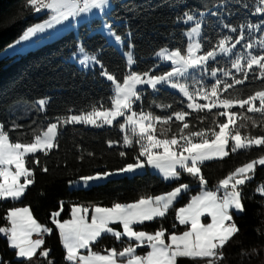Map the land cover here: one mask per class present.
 <instances>
[{"label": "snow or ice", "instance_id": "obj_1", "mask_svg": "<svg viewBox=\"0 0 264 264\" xmlns=\"http://www.w3.org/2000/svg\"><path fill=\"white\" fill-rule=\"evenodd\" d=\"M27 2L34 12L46 11L50 15L43 23L29 27L16 41L17 44L65 21H74L93 9L104 12L109 4V0ZM235 2V11L229 10L228 4L221 0L217 11L209 13L217 17L218 28L226 30L214 44L206 34L202 37V21L196 15L185 12L178 16L177 22H191L194 26L185 32L188 38L186 50H169L165 47L155 53L160 60L170 62V70L162 73L154 71L160 67L156 64L153 69L142 73L130 70L121 82L104 68L96 55H89L87 49L78 44V53L82 54L79 63L85 67L99 65L100 75L114 87L110 107L93 106L86 113L57 117L55 122L48 123L44 130L35 134L30 142L14 140L7 126L0 124V200H18L25 194L26 189L34 183V171L26 165H39L40 159L36 153L47 155L57 148L59 129L68 124L103 127L117 122L124 133L123 145L129 148L139 145L135 163L119 169L120 172H134L147 165L158 170L167 181L179 180L182 173L199 181L201 191L176 210V219L180 225L186 226V230L179 234L172 231L167 237V230L163 227L149 233L136 230L135 226L158 217L163 218L177 197L188 191V184H179L164 194L143 195L134 202H117L111 207L94 206L90 209L73 205L71 219L63 222L58 219L64 210L61 201L60 211L52 213V222L59 230L68 264H178V258L220 264L225 258L223 249L239 232L233 213L245 211L242 186L253 178L257 166H264V155H260L236 167L218 182L214 190L207 188L208 182L201 170L206 161L223 159L230 153L254 147L264 149V134H253L250 130L264 128V0ZM240 10H244L243 17L238 16ZM200 16H204V13H200ZM232 16H237L238 21L242 22L233 23L228 19ZM248 17H254L255 20ZM104 28L116 44L124 45L125 37L114 31L112 25L105 23ZM255 33L260 35L257 37ZM73 55L75 57L77 53ZM125 56L131 69L136 63L134 55L129 51ZM222 61L229 66H212L221 65ZM209 80L212 82H207ZM256 81L261 82L259 89L242 95L244 89L238 86ZM139 85H148L155 92L164 88L177 90L184 98L179 101L184 107L175 110L173 104H157L160 108L173 109L170 114L163 116L145 112L142 108L134 110L133 106L141 101L143 95ZM49 102V97L37 100L38 110L45 111ZM204 112L211 114V126L192 130L188 118L193 113ZM255 114H259L260 119ZM120 117H123L122 123L118 121ZM221 117L225 119L221 120ZM194 118L203 122L208 116L197 115ZM173 122L177 123L175 132H172ZM20 127L23 126L13 124V128ZM108 143L112 146L116 142ZM119 154L126 155L123 151ZM42 171L47 172L48 168L43 167ZM112 174L103 172L79 179L87 186L92 181L105 179ZM255 191L264 197V183L258 185ZM205 216L210 217L211 222H202ZM5 219L9 226L0 227V234L6 237L9 247L15 250L20 264H30L38 250L39 256L47 260V264H53L49 259L50 250H41L45 243L42 237L51 234V228L39 223L28 207L9 209ZM116 224L122 226V231L111 226ZM34 234L41 238L33 239ZM104 234L112 235L117 241L126 237L128 243L120 250L112 247L103 252L94 251L93 244ZM143 247L150 250L138 254L137 249ZM0 264L8 262L0 260Z\"/></svg>", "mask_w": 264, "mask_h": 264}, {"label": "trees", "instance_id": "obj_2", "mask_svg": "<svg viewBox=\"0 0 264 264\" xmlns=\"http://www.w3.org/2000/svg\"><path fill=\"white\" fill-rule=\"evenodd\" d=\"M223 2L228 4L229 10H236L235 0ZM219 3L221 0H112L105 20L112 25L114 31L125 37L126 49L128 45L132 46L136 60L132 70L142 73L159 64V60L154 58L159 49L167 47L185 50L184 32L188 25L177 22V17L185 12L195 13L196 16L204 13L201 18L202 37L206 34L214 44L226 31L218 28L217 17L209 15L210 12L217 11ZM243 12L244 10H240L238 16L243 17ZM46 16V13H34L27 0H0V51L21 36L26 28ZM228 19L233 23L242 22L238 21L237 16ZM248 19L255 20L254 17ZM101 25L99 19H93L89 23L80 24L76 30L68 29L58 37L23 54L0 58V124L7 126L14 140L30 142L35 134L48 123L55 122L57 117L86 113L93 106L110 107L113 91L111 83L100 75V66L85 69L71 60V56L77 51V45L82 44L88 53L95 54L100 59L109 73L122 82L129 73L125 58L108 42L101 31ZM212 66L229 65L222 61L221 65ZM167 70H170L169 65H160L158 69H154L157 73ZM260 84V81H256L238 87L244 89L242 95H247L259 89ZM142 92V99L133 106L134 110L139 111L142 108L145 112L151 111L163 116L170 114L173 109L184 107L179 103L184 100L183 97L170 89L164 88L155 92L146 88ZM44 97L50 98L46 110L38 112L33 109L32 103ZM157 104H173V109L160 108ZM197 115L208 116V119L200 122L194 118ZM255 116L260 119L259 114ZM188 119L192 130L211 126V114L207 112L193 113ZM14 123L23 127L13 128ZM176 129L177 123L173 122L172 132ZM250 130L253 134H264V128ZM57 140L58 147L47 155L42 152L35 154L40 159L39 165H26L34 171V183L26 189L25 194L18 200L0 201V226L7 223L5 216L9 209L28 207L39 223L52 229L51 234L44 235L43 247L50 250L49 259L53 264H68L59 231L52 222V213L60 211L61 201L64 203V210L58 217L60 221L70 218L73 205L89 208L93 205L111 207L117 202H134L143 195H159L171 191L179 184H188V191L180 194L163 218L158 217L135 226L136 229L147 232H155L163 227L167 230L166 236L172 231L186 228L176 219V210L185 205L200 188L198 179L187 173H182L177 181H166L159 175L146 171L109 178L87 188L70 187V184L82 176L117 170L135 163L139 147L134 145L129 148L123 145V132L117 122L103 127L68 124L59 129ZM109 141L116 143L109 146ZM121 151L126 155L121 156ZM260 155H264V149L254 147L247 151L230 153L223 159L205 162L201 170L208 182L207 187L214 189V185H218L236 167ZM43 167H47L48 171H42ZM261 183H264V166H257L253 178L242 186L245 211L233 214L239 232L223 249L225 258L220 264H264V197L255 191ZM114 227L121 229L119 224ZM127 243L125 238L117 241L112 235L104 234L93 244V250L103 252L104 249L112 247L120 250ZM253 249L256 251L253 252ZM147 250V247L138 248L137 253L144 254ZM0 260L7 261L8 264H20L15 250L9 247L6 237L2 235ZM30 264H47V260L40 257L38 252ZM178 264L204 262L178 258Z\"/></svg>", "mask_w": 264, "mask_h": 264}, {"label": "rangeland", "instance_id": "obj_3", "mask_svg": "<svg viewBox=\"0 0 264 264\" xmlns=\"http://www.w3.org/2000/svg\"><path fill=\"white\" fill-rule=\"evenodd\" d=\"M111 6H112V0H109V4L105 7V9H104V12H101L100 10H98V9H93L92 10V12H90V13H87V14H82L80 17H78L79 18V23H78V26L80 25V24H82V23H89L91 20H93V19H99L100 21H101V31L104 33V35L106 36V38H107V40H108V42L110 43V44H112V45H114L115 47H116V49L123 55V57L125 58V61H126V56H125V54L127 53V52H129V51H131L132 53H133V51H132V48H129L128 47V49H126L125 47H124V45H118V44H116L115 42H114V40L113 39H111L110 37H109V35H108V32L106 31V29L104 28V24L105 23H107L106 22V20H105V15L108 13V11L110 10V8H111ZM42 13H46V14H48V18H49V13H47L46 11L45 12H42ZM194 15H196L195 13H194ZM200 20H201V16H197ZM47 18V19H48ZM47 19H42L41 21H39V22H36V23H34L33 25H31V26H29V27H32V26H35L36 24H38V23H43L45 20H47ZM77 19V18H76ZM69 22H71V20H69L67 23H69ZM183 23V22H182ZM108 24V23H107ZM184 24V23H183ZM61 25H63V24H58V25H56L53 29H48L46 32H44V33H38L36 36H34V37H32V38H30V40H28V41H21L20 43H16V41H18V40H20V37L23 35V33L29 28H26V30H24V32L21 34V36H19L14 42H12L11 44H9L7 47H5L3 50H1L0 51V58H4V57H6V56H10V55H13V54H18V55H20V54H23V53H25V52H27L28 50H32V49H34V48H36V47H38V46H40V45H42V44H44V43H46V42H48V41H50V40H52V39H54V38H56V37H58L60 34H62L63 32H65L66 30H68V29H62V30H60V31H58L59 29L58 28H60V26ZM185 25H188V28L185 30V32L188 30V29H190L192 26H194L191 22L189 23V24H185ZM185 32H184V34H185ZM255 35L258 37L259 35H260V33H255ZM185 38H186V46H185V50H186V47H187V44H188V38H187V36L185 35ZM10 45H12V47H9ZM162 49V48H161ZM169 49V48H168ZM160 50V49H159ZM158 50V51H159ZM169 50H175V49H169ZM157 51V52H158ZM75 53H77V55L74 57V55H72L71 56V60L72 61H74L79 67H85V66H83V65H81L80 63H79V60L82 58V54H79L78 53V49H77V51L75 52ZM89 55H95V54H91V53H88ZM154 58L155 59H157V60H159V65H169V66H171L170 65V62H166V61H162V60H160V58L159 57H157L156 55H154ZM211 63V62H210ZM126 64H127V62H126ZM96 66H98L99 67V65H95V66H90V67H85V69H93V68H95ZM134 65H132L131 66V69L129 68V66H128V64H127V68H128V72L130 71V70H132V67H133ZM213 67H219V66H213ZM106 79V78H105ZM107 80V79H106ZM108 81V80H107ZM110 82V81H109ZM207 82H209V83H211L212 81L211 80H209V81H207ZM111 83V82H110ZM111 87H112V91H113V94H114V87L112 86V84H111ZM159 87V86H158ZM138 88L139 89H141V90H145L146 88L147 89H150V90H153V89H151L148 85H139L138 86ZM167 89H170L171 91H173V92H175V93H178V91L177 90H174V89H171V88H167ZM179 94V93H178ZM180 95V94H179ZM184 99V98H183ZM39 100V99H38ZM37 101V100H36ZM36 101L34 102V103H32V105H33V109H35V110H37L38 112H39V110H38V105L36 104ZM186 102V101H185ZM201 103H203V101H200ZM28 104H31V103H29V102H27ZM258 103V102H257ZM27 106H30V105H26V107ZM70 115H73V114H70ZM118 120L120 121V123H122L123 122V117H120V118H118ZM115 123V122H114ZM84 125V124H83ZM47 126V125H46ZM86 126H88V127H94V126H90V125H86ZM105 126H108V125H105ZM46 127H44L43 129H41L40 131H42V130H44ZM123 135H124V133H123ZM138 147H139V145H138ZM141 159H143V157H141ZM216 160V159H215ZM211 161V160H210ZM207 162V161H206ZM249 162V161H248ZM247 163V162H246ZM243 165V164H242ZM242 165H240V166H242ZM124 167H126V166H124ZM123 167V168H124ZM239 167V166H238ZM146 171H149V172H152V173H155V174H157V175H159L160 177H162V175L158 172V170H156V169H154V168H152V167H150V166H145L144 168H142V169H137L136 171H134V172H120L119 171V169H117V170H106V171H104V172H111V173H113L111 176H109V177H107V178H105V179H101V180H98V181H92V182H90L89 183V185H87V186H85L84 184H83V182L82 181H80V179H78V180H76V181H74L72 184H70V187H76V188H79V187H82V188H87V187H89V186H91V185H93V184H98V183H102V182H104V181H106L107 179H109V178H113V177H120V176H131V175H134V174H141V173H144V172H146ZM99 173H103V172H99ZM97 174V173H96ZM93 175H95V174H93ZM163 178V177H162ZM167 181V180H166ZM23 182V178H21V183ZM208 188V187H207ZM208 189H210V188H208ZM211 190H214V189H211ZM201 191V187L199 188V191L196 193V194H198L199 192ZM164 194V193H163ZM196 194H194V195H196ZM259 194V193H258ZM179 197V196H178ZM177 197V198H178ZM191 199V198H190ZM1 201V200H0ZM190 201V200H189ZM188 201V202H189ZM187 202V203H188ZM186 203V204H187ZM185 204V205H186ZM185 205H183V206H185ZM81 206H83V205H81ZM94 206H98V205H93L92 207H94ZM183 206H181V207H183ZM86 207V206H85ZM102 207V206H101ZM19 208H21V207H19ZM180 208V207H179ZM178 208V209H179ZM91 209V208H90ZM235 213V212H234ZM233 213V214H234ZM235 214H239V213H235ZM90 216H91V212L89 213V219H90ZM34 217V216H33ZM68 219H71V216H70V218H68ZM66 220V219H65ZM61 222H63V220L61 221ZM202 222H204V223H208V222H211V218L210 217H207V216H205V217H202ZM5 226H9L8 225V223H6L5 225H3V226H0V227H5ZM113 228H115V229H117V230H121L122 231V226H121V229H118L117 227H114V225H111ZM136 230H138V229H136ZM184 230H186V228L184 229ZM184 230H182V231H184ZM59 231V230H58ZM144 231V230H143ZM182 231H176L178 234L180 233V232H182ZM147 232V231H146ZM149 233H154V232H149ZM0 235H2V236H4L3 234H0ZM167 237V236H166ZM122 238H125V239H127L126 237H122ZM61 242H62V240H61ZM43 249H46V248H44L43 246H42V249L41 250H43ZM148 250H150V249H148ZM147 250V251H148ZM40 250H38V252H39ZM66 251V250H65ZM84 250H82V252H83ZM102 252V251H101ZM139 254V253H138Z\"/></svg>", "mask_w": 264, "mask_h": 264}, {"label": "crops", "instance_id": "obj_4", "mask_svg": "<svg viewBox=\"0 0 264 264\" xmlns=\"http://www.w3.org/2000/svg\"><path fill=\"white\" fill-rule=\"evenodd\" d=\"M48 18V14H47V16H46V18L45 19H47ZM68 21H65L64 23H63V25H61L60 26V28H58L59 30L58 31H60V30H62V29H74V30H76L77 29V27H78V23H79V18H77L76 20H71V22H69V23H67Z\"/></svg>", "mask_w": 264, "mask_h": 264}, {"label": "built area", "instance_id": "obj_5", "mask_svg": "<svg viewBox=\"0 0 264 264\" xmlns=\"http://www.w3.org/2000/svg\"><path fill=\"white\" fill-rule=\"evenodd\" d=\"M34 12V11H33ZM34 13H36V12H34ZM217 186V184H215L214 185V189H215V187ZM45 235V234H44ZM44 235H43V237L42 238H44ZM36 238H41V237H37L35 234L33 235V239H36Z\"/></svg>", "mask_w": 264, "mask_h": 264}]
</instances>
